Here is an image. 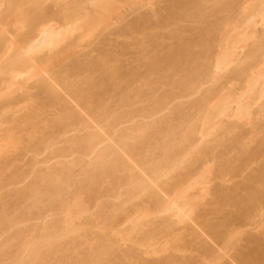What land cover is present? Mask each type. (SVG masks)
<instances>
[{"label":"bare ground","instance_id":"bare-ground-1","mask_svg":"<svg viewBox=\"0 0 264 264\" xmlns=\"http://www.w3.org/2000/svg\"><path fill=\"white\" fill-rule=\"evenodd\" d=\"M36 1L32 2L33 4L29 2L30 5L28 4V8H26L27 13L36 6ZM110 1L111 0H72L70 2V0H68V3L70 2L71 5L67 3L66 5H69V7L65 8L63 6L65 8L63 11L47 9L46 11L40 12L35 10V8V11L33 10L34 14L30 16L31 23L27 25L28 27L24 30H18L15 26L16 31H12L15 28L5 23L7 15H5L2 7H0V42L6 47V52H4L5 56H1L3 60H0V69L12 79L18 77L16 82L20 79L17 84L8 86L9 90L11 89V93L9 97H7V100L0 102V115H2V117L5 115V118H2L4 120L8 117L7 121H4L9 125L6 124V126H8L6 127L7 130H9L10 124H12L11 126L20 124V127L25 125H27V127L29 126L27 130L30 131V134L32 133V135H28L29 133L24 127L26 130L24 133L27 132V136L23 135L20 138L21 140L29 136V140L26 139L28 140L27 150H23L26 151V154H28L30 158L27 156L25 161L23 160L25 162V164H23L21 159L15 157L17 163L21 160L22 162H19L23 165H26L27 161H29L27 164L28 166L23 168L22 166L19 167L21 164L19 166L17 164L18 167H16V164H13L11 160H9L10 163L4 161V165H0V174L4 173L10 175V173H13L11 176L8 175L9 178L4 174L3 176L1 175L0 178V189L1 186L3 187L6 183H8L6 187H9L7 190L4 189L5 191L2 189L0 190V264H125V261H122L125 260L123 258H136V260L142 258V255L140 256V251H142L140 250L141 248H139L140 251H138L136 247L142 245L143 248V245L146 244V241H142L144 239L141 238L146 235L147 231V235H151L152 232L156 235V232L160 233V231L164 233V230L165 233L168 232L169 234L172 228L173 230L176 229L175 227L177 225L173 224H176L177 220V222H179L178 225L181 224V222L182 224L183 222L185 223V225L183 224L184 229L188 234L187 238L190 239L188 240L183 237L185 235L183 234L181 239L185 238V240H183L186 242L181 240L182 242H179L176 248L174 247L175 249H170L171 252H169L170 254H168L167 257L163 258L161 261L154 258L158 260L155 261L154 259H146V256H144L145 259H141V262H139L140 264H208V262L216 264L220 259L224 260V262L221 261L222 264H264V137L262 138V135H259L261 136V139H259L260 137H256V133L252 132L253 135H251V139L248 138L245 141L246 144L249 140H251L252 143L253 141L257 142L256 145L254 144L255 149L252 150L254 147L251 148L253 144L251 146L241 144L242 147L241 145L238 146V148H242V153L239 152L240 156L238 155L239 158L228 156L227 154L230 152H226L229 150V147L237 143L240 144L239 140L242 141L237 138L239 136H235L238 130L236 126L239 122L233 125V121H230V123L228 121L232 114L228 113L232 110L231 106L230 108L228 105V107L226 106L228 101L217 109L214 107V110H217L216 113L225 115V119L223 118L224 120L219 122L220 124H218V127H221L220 129L225 127L224 129L226 131L223 129L222 132H226V134H223L221 130L220 133H222L223 136H221L222 134L219 136L220 133L218 132L215 133V135L211 132L213 138L207 136L208 138L214 139L216 135L218 137L216 136L213 141L210 140L212 143L209 139L207 140L211 143L209 144L207 142L210 147L208 144H205V137L202 138L200 136L201 139H204L201 141L203 143L197 144L196 142V145H193L196 141V138H193L194 135L191 138V134L186 137L187 133H191V128L189 127H195L193 125L200 119V116L202 117V113L205 112L203 108L206 110V108L209 107L205 106L210 104V102L207 103L206 101H210V96L213 95L212 98L215 97V92L219 93L217 91L221 90V88L223 90L225 86L224 84L221 85V82L220 85L216 83V85H218L216 87L213 85L214 83L212 84L214 87L206 88L203 86H209L207 83H210L213 79L212 63L214 61H211V57L214 54L211 49L221 41L222 38H219V36L222 35L221 33H226L225 26L227 25L228 27L229 23L237 20L235 16V13H237L236 10L239 11L242 5L249 0H141L140 3H137L138 0H136V4L133 3L135 0H115L116 4L113 3V0L112 3ZM130 1L132 3H129ZM123 2H126V5H132H128L129 8H126L124 10L125 12L123 11L124 13H121L118 9ZM88 4L97 9V11H95L96 9L90 6L94 9L95 12L93 10L91 11L96 13L95 15H97L98 12L102 14L103 12L111 13L113 11H119L121 15H118L119 17L116 15V18L114 20L112 18L111 21L107 23V26H104L100 31L98 30L100 32H97L99 35L90 40L87 43V47L82 44L80 45L79 40L81 42L82 38L76 35L78 36L77 38H71L72 40L70 41L66 40L69 42L65 41L66 44L64 43V46L61 47L60 50V36L57 40L55 39V41H58L56 42L59 46V48H57L59 49L58 52L52 54L51 52H45V54H41V56L35 54V52L41 51L38 47L41 45V42L45 43L47 37L49 39V33L54 30L52 28L54 23L58 24V27L62 20L66 21L67 19L69 20L70 17L73 18V13L80 12L79 14L82 15V7L86 8V6H89ZM110 4L115 6H111ZM100 13H98V15H101ZM132 13H136V15L134 16ZM104 14L101 15L102 19L104 18ZM76 15L77 14H75V17ZM130 15L135 18L133 17L134 19H132ZM89 16V14L86 15V18H90L88 22H92ZM97 16L95 17L93 15L92 19L96 20L97 18L98 21H101V18L98 19L100 16ZM75 20L78 21L77 19ZM81 20H83V18ZM83 23L85 26L89 25H86L87 20L86 23L84 21ZM85 26H83V29ZM89 27L91 28V26ZM250 29L253 30L252 27ZM228 31L230 32V30ZM78 32H80V30H78ZM261 32L255 31L254 33L257 40L254 41L256 47H253L255 48L253 51L251 47V52L250 50L249 52L247 51L244 58H232L234 59L232 62L235 63V65L231 71L228 72L229 74H226L228 76L226 79L229 83H232V81L240 83L241 79L245 81L244 78L251 72L249 70L254 69L252 68L254 66L253 64L257 61L254 60L259 59L257 57H260L264 52V38H262V34L259 35ZM56 34L58 35V33ZM102 35H104V37H102ZM217 35L219 36L217 37ZM213 37L219 38L220 41L217 42L218 39ZM64 39H66V37L63 38V40ZM52 41H54V39ZM213 44L214 46L212 47ZM241 44H243V42ZM232 45L234 46V44ZM246 46L248 47V45ZM42 48L46 49L45 47ZM90 48H93L91 50L96 52L94 53L93 51L94 55H92V51L88 50ZM52 49H54V47ZM42 51L44 52V50ZM60 58H63V62H61L62 60ZM54 59H60V62L55 65L56 61L54 62ZM241 60L244 63L241 62ZM52 61L55 64L52 63ZM241 64L245 65V67ZM246 69H249L247 75H245L247 72ZM262 75H264V73ZM216 78L217 76L213 81H215ZM12 79L8 78L3 81L7 82L8 85V80ZM227 80L223 82H226L225 84L228 85L229 83ZM252 81L254 84L253 86L252 82H249L251 83V89L252 87L254 88V86L256 87V83H259V81ZM1 85L5 86V83L2 82ZM259 85V87H256V89L254 88V90L252 89V91L250 90V92H252L254 96L256 95L257 98L263 99L261 100L263 101L261 104H257L260 105L259 108L261 110L259 111L257 109V105L252 106V103L256 102H243L244 104H239L241 105L237 112L239 116L252 117V113L256 114V110H258L259 113H263H261V115L264 117V81ZM202 87L205 88L204 95L194 100L193 98L197 93L198 97L202 95L199 94L201 91L203 92ZM192 95H194V97ZM25 96H38L39 100L40 98L41 101L43 100L42 104L41 102H39V105L36 103L38 106L36 109V107H32V105L35 106V103H32L30 106L33 110L24 111V108L20 109L19 107H21L20 102L23 97L25 99ZM190 96L193 98H189ZM188 98L194 101L187 102L186 99ZM35 99L36 98H34L33 102H35ZM25 100H27V98ZM229 102L228 104H230ZM11 108L13 112H10ZM17 108L23 110V112L21 113ZM15 109L17 111H15ZM52 109H56V112L52 111ZM164 109L166 110L165 112H168L167 116L169 117L167 118L166 116H162L165 115L163 114L165 112H162V115L159 116V113L162 110L164 111ZM6 110L9 112L8 114ZM52 112H55L54 116ZM45 114L51 115L53 118L51 117V119H48V116L46 118L42 116ZM197 114L199 117H197ZM263 117L262 119L259 117L257 119L255 116V119L250 118L248 121L247 118H245V120L249 122L252 128L254 127L255 130L252 129L254 132H256L257 129H262L264 131ZM131 123L135 124L130 125ZM242 127L244 128L243 125ZM24 128H22V130ZM187 128L190 129L189 132H187ZM2 129L5 130V128ZM10 129L14 128L11 127ZM185 130L187 131L184 132ZM113 131L118 132L114 133ZM239 131L242 132V130ZM247 131L245 133L246 135ZM3 132L4 131L1 130L3 134H1V136H4ZM259 132L260 131H258L257 134H259ZM12 137L14 138V136ZM185 137L188 141L185 140ZM192 138L194 141L190 142L192 144L188 143L190 146H187V142ZM26 140L23 141L24 143L20 141L23 147L26 145ZM227 140L228 143L230 142L229 147H227L228 144H224V141L227 142ZM7 142L8 141H6L4 145ZM242 142H244V140ZM174 145L179 146L181 150L178 151L179 148L177 147H175V149ZM14 146L11 147L14 148ZM216 146L224 150L221 151L218 149L220 150L218 151L219 153H213L215 155L213 157L215 158L217 155L218 157L216 158L218 159V163L220 162L219 165L216 164L218 167H215L217 170L214 171L215 176L213 181L216 182L215 185L213 184L215 189L212 190H215V193L212 194H215V196H212L214 199L203 206H200L201 201H197L194 206L191 205L190 209H192V207H194V210L196 209V211L192 209L193 211L191 212H193V215L191 216L187 204L184 205L186 209L184 206L181 208L179 205V202H181L180 199L187 197V195L183 196L184 192L181 191H184V186L190 183L193 176L195 177L194 172L196 170L194 169L200 165L198 161H200V163L202 161L205 162L204 160L208 159L212 151L217 149H215ZM184 147L186 150L182 151ZM234 147L236 148L235 145ZM6 148H4V150ZM21 149L22 148H20V150ZM231 149L230 151H232ZM6 150L8 151V149ZM12 150L14 149H11V151ZM15 150H18V152L16 154L14 153L15 155L12 152L11 157L17 156L19 152H21V158H23L22 155L24 157L26 156L23 154V150L20 151L18 148ZM175 150H177V152H175ZM250 150L252 152H250ZM237 151L238 150L235 152ZM195 152H198L200 155ZM20 154L18 155L20 156ZM195 154L200 157L196 158ZM7 155L9 154L7 153ZM7 155L4 157H7ZM43 155L44 157L47 156L46 158H51L52 161L53 158L56 159V161H53L56 162L55 166L51 164L53 166L52 169L50 165L52 162L49 163L50 160L41 159ZM232 155L233 154H231V156ZM241 155L243 156L241 157ZM259 157H261V161H263H258L261 164L258 163L259 167H257L258 164L256 163ZM27 158L29 160H27ZM0 161L2 162L1 159ZM12 161H15L14 158ZM1 162L0 164H3ZM213 162L215 163L216 161ZM163 163L165 164L164 168H159L160 164L163 167ZM254 163L257 168L252 167ZM5 164L7 166H5ZM197 168L199 169L200 167ZM171 170H177L176 172L174 171L177 174L173 172L176 176L174 177L173 175V179L171 178V181H168L173 188L171 185H168V179H166L165 183L161 181L164 176V178H166V176L168 178L170 177L167 173ZM212 170H214V168ZM245 170L246 174L245 172L243 173ZM248 171L250 172L247 174ZM27 175L31 178L29 183L21 182L22 184H18V187L17 185L15 186L17 180L20 182L21 179L19 180V178L25 176V179ZM228 175L229 178L232 176L230 180L233 178L232 181L229 180L232 186L230 184L229 186L227 183L229 179H227ZM28 177L26 179H28ZM109 178L111 181L112 179L119 180L118 182L123 183L121 184L122 187L126 186L128 188L125 189L127 191L125 194H128L127 197L130 195L128 199L124 197L122 200H125L121 202L115 201L118 200V198L120 200L121 196L124 194L122 192L120 194V190H117L116 193H119L121 196L116 194L118 198L114 196L113 203H107V205H105L107 195L109 198V196L111 197L109 193L115 194V190L112 191V188L110 189L112 193L108 192V190L103 191V186L109 187V185H106L108 182L107 179L109 180ZM194 181L196 180L193 179L191 184ZM196 183H198V181H196ZM23 184L25 187H22L24 186ZM128 184L131 186L128 187ZM193 184L195 185V183ZM19 185L23 189H19ZM113 185H115V182ZM131 187H135L134 190L136 189V191ZM131 189L134 193L130 191ZM177 189L180 191L177 192L176 197L173 196L175 199L172 200L171 193H173L174 190L177 191ZM101 194L104 195L102 198H104L105 202L103 199L101 200V198H99L94 202L93 207V200L96 199L95 197L98 198V195L100 196ZM81 195H86L87 199H93L92 203L86 200L88 201L86 204H89V202L91 204V206L87 205L89 208L85 207V209H81L80 206H84V204L80 205V201H85L83 199L79 200L80 198L77 197H81ZM113 198L111 200H113ZM133 198H136V201L138 198V201L142 199L138 203L144 202L143 206L145 207L143 209H145L146 212L144 211L143 214L141 213L142 215H140V217H136V213L134 215L135 217H133V214L132 217L128 216L127 210H129V208L126 205L130 202V206L132 207ZM73 200L74 203L76 202L74 204L75 207L80 205L78 209L74 206L72 207ZM191 200L189 201L191 202ZM77 201L80 204L77 203ZM149 203H152L154 210L150 209L151 207L149 206V210L146 209V205H149ZM124 206L128 209L125 210L126 208ZM176 209H180L177 214L174 215L171 213L176 217L175 220L164 217L166 216L164 215L163 217L166 219L164 221L161 219L164 224L157 225V227L160 226L159 229L161 227L164 229L158 230L155 224L156 214H158V212H161V215L167 214L168 212V214H170V212ZM79 210H83V214L82 212L79 214ZM132 210H134V208ZM154 211H157V213L154 214ZM128 212L130 215L131 211ZM149 213L151 214L148 215ZM168 214L167 216H169ZM82 215L85 216L84 219ZM152 215L155 217H151ZM146 216L154 218H150L151 220L147 218L149 222L152 221L150 224L147 222L150 228L152 227L151 233H149L150 230H148V225L144 224L146 222H144L143 218H146ZM158 216L161 217L160 215ZM120 217L123 218L122 220L132 224L130 229L133 230V233L131 232L133 237H135L134 233H136L137 238L141 236V238H135L137 241L132 240L134 242H130L133 243L132 246L124 250H120V248H124V246L120 247V244H118L120 246L119 249H117L118 245L116 246V244L119 242L118 238L117 240L114 239L116 242L118 241L114 244L115 241L112 238L111 240L114 241L113 243L106 242V239L109 237L106 233L104 234L101 232L104 238H106L105 240H101V237L104 239L103 235L99 237L101 230L105 232L101 227L110 223L107 221H113ZM76 218H81L82 221ZM140 219L143 220L144 226L147 225L148 228L144 227V229H142L143 224L139 223V221H141ZM147 219L145 220L147 221ZM76 220L80 222L78 225H76L78 223ZM94 220L95 222L98 220V227L100 226L99 224L102 225L100 228L97 227L98 231L95 230L94 224L97 223L93 222ZM161 221L158 220L159 223ZM169 222L174 223L170 224ZM254 225L255 227H252ZM125 226L126 225L122 226V228ZM145 228L147 231H145ZM252 228L256 229L252 230ZM118 229H120L121 232V228L119 227ZM234 230H238L240 235L236 234L238 232ZM111 231L115 233V231ZM123 232L119 233L118 231L115 235L112 234L114 236L118 235L119 237ZM112 234H110V236ZM126 234L127 233H125V235ZM113 235L112 237H114ZM130 235L131 234H129V236ZM146 236L144 238L147 239ZM120 238H123V235ZM152 238L155 237L153 236ZM178 238L179 237H176L175 239L179 241ZM108 239L107 241L109 242L110 239ZM125 239V242L129 240L127 235ZM237 241L239 243H237ZM174 242L176 244V241ZM174 242L171 241L172 245H170L172 247L174 246ZM191 242L196 246L195 250L194 246L192 250L195 252L196 249L199 248L200 252H202V257L197 252L195 254H198V256L195 255L191 251V248L188 249V246H185L186 243L192 246L193 244ZM180 243L185 244L181 245ZM149 247L151 249V245ZM199 249H197V251ZM186 251L187 254L185 255ZM145 252L146 251L143 250V253ZM71 253L75 255H71L70 258L69 255ZM188 253L191 254L188 255ZM149 254H147V257L152 253ZM153 255L154 254H152V256ZM207 257L209 258L207 259Z\"/></svg>","mask_w":264,"mask_h":264},{"label":"rangeland","instance_id":"rangeland-1","mask_svg":"<svg viewBox=\"0 0 264 264\" xmlns=\"http://www.w3.org/2000/svg\"><path fill=\"white\" fill-rule=\"evenodd\" d=\"M36 0H0V7H2V10L4 11V13H5V15H7L6 16V19H5V23H7V25H10V26H13L14 28H15V26H16V28L18 29V30H24V29H26L28 26L27 25H29L30 23H31V19H30V16L32 15V14H34V11L35 10H38V11H46L47 9H56L55 11H63V9L65 10V8H67V7H69V5H66L67 3H68V0H37L36 1V6H34L33 7V9L30 11V12H28L27 13V9L26 8H28L27 6H28V4L30 5V3L29 2H35ZM72 0H70V2H71ZM114 1V2H113ZM111 0L110 2L112 3H114V4H116L115 3V0ZM124 1V0H123ZM129 1V0H128ZM128 1H126V2H128ZM144 1V0H143ZM63 2H64V4H63ZM70 2L68 3V4H70ZM125 2V3H126ZM141 2V0H138L137 1V3H140ZM124 2H123V4L121 5V7H119V11H121V13H124L125 11V9L127 8H129L128 7V5L130 6V5H132V4H128V5H126ZM129 3H132L131 1L129 2ZM133 3H135L136 4V0H135V2L133 1ZM33 4V3H32ZM31 4V5H32ZM60 5H62V6H60ZM71 5V4H70ZM89 6H86V8H84V7H82V9H81V13H82V15L81 14H79V13H73V18L72 17H70L69 18V20L67 19L66 21H64V20H62V22H61V24H59V26L57 27V25L58 24H55L54 23V25H53V29L55 30H52L51 31V33H49V39H48V37H47V39H45V43H42L41 42V45H39L38 47L41 49V51L42 50H44V52L42 51H40V52H35V54H37V55H40L41 56V54L43 55V54H45V52H47V53H50L51 52V54L52 53H55V52H58L59 51V49L61 50V47H63L64 46V43L66 44V42H69L70 40H72L73 38H77L78 36L80 37V38H82L81 39V42H80V40H79V43H80V45L82 44L83 46H86L87 47V43L90 41V40H92L93 38H96L99 34L98 33H100L99 31L100 30H102L103 29V27L104 26H107V23L108 22H110L111 21V19L113 18V20L116 18V15L118 16V15H121L120 14V12L119 11H113V12H111V13H107V12H103L102 14H104V18L102 19V17H101V13L100 12H98V13H100L101 15H98V13H97V15L98 16H100V17H98L97 15H95L96 13H94L95 11H97V9L96 8H94L92 5H90V4H88ZM111 5V4H110ZM134 5V4H133ZM58 8H57V7ZM65 8H64V7ZM90 6H92L94 9H96L95 11H94V9H92V7H90ZM111 6H115V5H111ZM36 8V9H35ZM91 8V9H90ZM35 9V10H34ZM90 9V10H89ZM121 9V10H120ZM34 10V11H33ZM91 10H93V11H91ZM51 11V10H50ZM86 11V12H85ZM124 11V12H123ZM142 11H145V10H142ZM236 12L237 13H235L236 15V18H237V20L236 21H232L231 23H229V25H228V27H227V25L225 26L226 27V33H221L222 35H217V37L219 36V38L221 39V41H220V39L219 38H217V37H213V38H215V39H218L217 40V42L218 41H220V42H214L216 45L214 46V44L212 45V47H213V49H211L212 51H213V54L214 55H212V53H211V55H212V59H211V61H214L213 63H212V72H213V79H215V77L217 76V78H216V80L215 81H213V79L210 81V83H211V86H210V83L208 82L207 84H209V86L208 85H203L204 87H206V88H208V87H212L213 85L216 87V86H218V85H216V83L217 84H221V85H225L224 87H223V90H222V88H221V90H219V91H217V92H219V93H216L215 92V97H213L212 98V96H210L211 98H209L210 99V101H206L207 103L208 102H210V104H208V105H205L206 107L207 106H209V107H205L206 108V110L203 108V110L205 111V112H203L202 113V117L200 116V119L198 120V121H196V123L193 125V126H195V127H193L192 128V126H190L189 128H191V130L189 129V128H187L188 129V131L187 130H185L184 132H189V130L191 131V133H187V136L186 137H188V136H190V134H191V136H190V138L194 135V139L196 140L195 141V143H193V145H196V142H197V144L199 143V144H201V143H203V142H201V141H203L204 139V142H206L205 144H211L212 142L210 141V140H214L215 138H216V136H214V139H210V138H208V137H212L213 138V135H215V133H220V130H221V132H222V130L225 128V127H222V129H220L221 127H218L219 125L218 124H220L219 122L221 121V120H224L225 119V115L224 114H219V113H216V111L217 110H214L215 108L217 109V108H219L220 106H222L223 104H225V102H229L230 104H228V102L226 103V106L228 105L229 106V108H230V106H231V112H228V113H232L230 116V120H228L229 121V123H230V121H233L232 123H233V125L235 124V123H237V122H239V123H237V126H236V129H238L237 131H236V134H235V136L237 137V136H239V137H237V138H239V139H241L242 141L244 140V142H242V141H240L239 140V142H240V144L239 143H237V144H234L235 146H236V148L234 147V145L232 146L231 145V147H229V143H228V140H227V142L226 141H224L225 143L224 144H228V146L227 147H229V150L226 152V153H228V152H230L231 154H233L232 156H231V154L230 153H228L227 155L228 156H230V157H238V155L240 156V153H242V148L240 149V148H238V146H240L241 144L243 145H245L246 144V141L245 140H247L248 138H250L251 137V135H253L252 134V132L253 133H256L255 134V136L256 137H260L259 139H261V136H259V135H262V138L264 137V131L262 130V129H257V131L256 132H254L253 130H255L254 129V127L252 128V126L249 124V122H247V120L249 121V119L250 118H253V119H255V116H256V118L258 119V117L259 118H261L262 119V115H261V113L262 112H258V110L260 111L261 109L259 108V106L260 105H257L258 103H262L263 101H261V100H263V99H261V98H257V96L255 97L254 96V94H252V92H250V90L252 91V89L254 90V88L256 89V87H259L260 85L259 84H261L263 81H264V75H262L263 73H264V52L260 55V57H257V58H259V59H255L254 61H260L259 63L256 61V62H254V66L252 67V68H254V69H252V70H249V69H246V74L245 75H247L248 74V72L249 71H251L250 72V74H248L247 75V77L246 78H244L245 79V81H243L242 79L240 80L241 82L240 83H236V82H234V81H232V83L230 82L229 83V81L226 79V77L228 78V72L229 71H231V69L233 68V66L235 65V63H233L232 62V60H234V59H232V58H244L245 56H246V54H247V51L249 52V50H250V52H251V47H252V51L255 49V48H253V47H256L255 45H254V41L255 40H257L256 39V37H255V31L256 32H258V31H262L261 33H259V35L260 34H262V38H264V0H249L248 2H246L245 4H243L242 5V7L239 9V11H237L236 10ZM239 12V13H238ZM65 13H67V12H65ZM113 13V14H112ZM142 13V12H141ZM75 14H79V15H81V16H77L76 15V17H75ZM90 15L89 17H91V21L92 22H88V21H90L89 19L90 18H86V15ZM91 14H92V16L94 15L95 17L97 16L98 17V19L99 18H101L102 20L100 21H98L97 20V18H96V20L95 19H92V16H91ZM107 14H109V15H107ZM132 14H134V13H132ZM136 15V13L134 14V16ZM113 16V17H112ZM115 16V17H114ZM131 16V18L132 19H134L133 17H132V15H130ZM129 16V17H130ZM79 17V18H78ZM86 19H85V18ZM119 17V16H118ZM128 17V18H129ZM248 17H250V18H248ZM83 18V20H81ZM107 18V19H106ZM127 18V19H128ZM247 18V19H246ZM74 19V20H73ZM75 19H77L78 21H76ZM117 19H119V18H117ZM130 19V18H129ZM249 19V20H248ZM82 22H81V21ZM86 20H87V23H86ZM248 20V21H247ZM64 21V22H63ZM83 21L86 23V25L87 24H89V25H87V26H85V24L83 23ZM96 21V22H95ZM98 21V22H97ZM103 21V22H102ZM107 21V22H106ZM247 21V22H246ZM59 22V23H60ZM65 22H66V24H65ZM234 22V23H233ZM72 23V24H71ZM92 23V24H91ZM98 23V24H97ZM101 23H102V26H101ZM69 24V25H68ZM97 24V25H96ZM248 25V26H247ZM5 26H6V24H5ZM26 26V27H25ZM75 27V29H74V27ZM83 26H85L84 27V29H83ZM89 26H91V28L89 27ZM100 26H101V28H100ZM230 26H232V27H230ZM247 26V27H246ZM7 27H9V26H7ZM55 27V28H54ZM61 27H64V28H61ZM89 27V28H88ZM95 27H97V28H95ZM244 27V28H243ZM252 27V29L253 30H251L250 28ZM16 28L14 29V30H12V31H16ZM58 28H60V29H58ZM80 30V32H78V30ZM240 28V29H239ZM255 28V29H254ZM263 28V29H262ZM9 29H11L10 27H9ZM87 29H88V31H87ZM85 30V31H84ZM99 30V31H98ZM228 30H230V32L228 31ZM67 31H68V33H67ZM83 31V32H82ZM223 31V32H224ZM244 31V32H243ZM86 34H85V33ZM88 32V33H87ZM98 32V33H97ZM56 33H58V35L56 34ZM51 34V35H50ZM56 34V35H55ZM67 34H68V37H67ZM96 34V35H95ZM55 37H54V36ZM74 35V36H73ZM76 35H78V36H76ZM81 35V36H80ZM105 35V34H104ZM104 35H102V37H104ZM233 35H234V37H233ZM61 36V37H60ZM96 36V37H95ZM216 36V35H215ZM222 36V37H221ZM227 36V37H226ZM52 37H54V38H52ZM60 37V44H59V46H60V48H59V46H58V44L56 43V42H58V41H55V39L57 40L58 38ZM66 37V39H64L63 40V38H65ZM224 37V38H223ZM237 37H238V39H237ZM68 38V39H67ZM72 38V39H71ZM232 38V39H231ZM261 38V39H262ZM54 39V41H52ZM85 39V40H84ZM228 39V40H227ZM237 39V40H236ZM66 40H69V41H66ZM223 40H224V42H223ZM234 40V41H233ZM244 40H246V41H244ZM264 40V39H263ZM64 41V42H63ZM66 41V42H65ZM239 41V42H238ZM54 42V43H53ZM243 42V44H241V43ZM246 42V43H245ZM63 45H62V44ZM224 45H223V44ZM57 45V47H56V45ZM85 44V45H84ZM230 44V45H229ZM232 44H234V46L232 45ZM248 45V47L246 46V45ZM94 45V44H93ZM228 45V46H227ZM225 46V47H224ZM227 46V47H226ZM231 46V47H230ZM42 47H45L46 49H43ZM54 47V49H52ZM56 47V48H55ZM91 47H93V46H91ZM6 47H4V44H2V42H0V60H3V58H1V56H5V54H4V52H6V49H5ZM38 48V49H39ZM57 48H59V49H57ZM228 48V49H227ZM249 48V49H248ZM39 49V50H40ZM56 49V50H55ZM91 49H93V48H90V49H88L89 51H92ZM197 49V48H196ZM217 49V50H216ZM244 49H247V50H244ZM53 51V52H52ZM94 51V50H93ZM93 51H92V53H93ZM211 51V52H212ZM215 52V53H214ZM233 53V54H231V53ZM46 53V54H47ZM91 53V54H92ZM94 53H96L95 51H94ZM94 53L92 54V55H94ZM226 53V54H225ZM242 53V54H241ZM34 54V55H35ZM217 54V55H216ZM220 55V56H219ZM225 55V56H224ZM238 55V56H237ZM223 56V57H222ZM58 59V58H57ZM62 61L61 62H63V58H60ZM59 59V60H60ZM214 59V60H213ZM59 60H55L54 59V62L56 63H54L53 61H52V63H54L55 65H57L58 64V62H60ZM1 62H3V61H1ZM241 62H243L242 60H241ZM222 63V64H221ZM244 63V62H243ZM256 63V64H255ZM217 64V65H216ZM220 64V65H219ZM238 64H239V62H238ZM258 64V65H257ZM241 65H243V64H241ZM240 65V66H241ZM247 65V64H246ZM244 67H245V65H243ZM242 67V66H241ZM0 68H1V66H0ZM256 69V70H255ZM215 70V71H214ZM249 70V71H248ZM225 72V73H224ZM255 72V73H254ZM219 73V74H218ZM227 74V75H226ZM6 73L4 74V72L3 71H1V69H0V79H2V80H0V102H3V101H5V100H7V97H9V95H10V93H11V89L9 90V88H8V86L9 85H15V84H17L18 82H19V80L16 82V80H17V78H15V79H12V78H10L8 75H6ZM216 75V76H215ZM225 76V77H224ZM7 77V78H6ZM225 79H224V78ZM249 77V78H248ZM4 78V79H3ZM12 79V80H8L9 81V83H8V85H7V82H4L3 80H5V79ZM23 79V78H22ZM25 79V78H24ZM224 79V80H223ZM246 79H247V81H246ZM225 80H227L228 81V85L227 84H225L226 82H223V81H225ZM252 80H254L255 82L256 81H259V83L257 84H255L256 85V87L254 86V88L252 87V89H251V83H249V82H252V86L254 85L253 84V81ZM213 81V82H212ZM261 81V82H260ZM5 83V86L4 85H1V83ZM221 82V83H220ZM11 83V84H10ZM214 83V84H213ZM235 83H236V85H235ZM213 84V85H212ZM239 84V85H238ZM7 85V86H6ZM27 85V84H26ZM259 85V86H258ZM213 86V87H214ZM8 88V90H7V88ZM226 87V88H225ZM3 88V89H2ZM203 88V87H202ZM225 88V89H224ZM250 88V89H249ZM202 90V89H201ZM204 91H205V88H203V92L201 91L199 94L201 95V96H197L198 95V93L195 95V97H194V95H192V96H190L189 98H193L194 100H196V99H199V98H201L203 95H204ZM225 91V92H224ZM30 93V92H29ZM218 94V95H217ZM38 95V94H37ZM5 97V98H4ZM39 97H40V95H39ZM39 97L37 96V97H26L25 96V99L27 98V100H25L24 99V97H23V99H22V101L20 102L21 104V107H19L20 109L22 108H24L23 110L25 111V110H27V111H31V109L33 110V108H35L36 107V109L38 108V106L36 105V103H38V105H39V102H41V104H42V101H41V98H40V100H39ZM254 97V98H253ZM29 98H33L32 100L31 99H29ZM34 98H38L37 99V101H36V99H35V102H33L34 101ZM186 99V101L187 102H191V101H194V100H190V99ZM191 98V99H192ZM30 101H29V100ZM208 99V98H207ZM223 99V100H222ZM244 99V100H243ZM252 99V100H251ZM242 100V101H241ZM246 100V101H245ZM248 100V101H247ZM251 101L252 102H256V103H252V106L254 105V106H256L257 105V109L258 110H256V112L259 114H253L252 113V117H249V119H248V117L247 116H239V114L237 113L238 112V110L240 109L239 107H241V105H242V103L244 102V103H251ZM32 103L34 104L35 103V106L34 105H32ZM243 103V104H244ZM40 104V105H41ZM239 104H241V105H239ZM20 105H18V106H20ZM30 105H32V107L33 108H31V106ZM251 105V104H250ZM218 106V107H217ZM227 106V107H228ZM215 107V108H214ZM19 108H17V110H19ZM239 108V109H238ZM254 108H256V107H254ZM35 109V110H36ZM166 109V108H165ZM164 109V111L162 110L160 113H159V116L160 115H162L161 113L162 112H165L166 110ZM253 109V108H252ZM16 109H15V111H17ZM23 110H19V111H21V113L23 112ZM202 110V111H203ZM253 110H255V109H253ZM7 111V110H6ZM26 111V112H27ZM52 111H55L56 112V109H52ZM201 111V112H202ZM10 112H13V110H12V108H11V110H10ZM55 112H52V113H54V114H52L53 116L55 115ZM213 112H215V113H213ZM254 112V111H253ZM9 112L7 111V114H8ZM20 113V114H21ZM200 113V112H199ZM198 113V114H199ZM240 113V112H239ZM255 113V112H254ZM163 114H165V115H162V116H166V118L167 117H169V116H167V114H168V112H165V113H163ZM198 114H197V117H199L198 116ZM263 114V113H262ZM22 115V114H21ZM199 115H201V114H199ZM233 115V116H232ZM254 115V116H253ZM257 115H258V117H257ZM261 115V116H260ZM1 117H0V159L2 160V162L1 163H3V164H0L1 166L2 165H4V161H6L7 163H10V161L9 160H11V162L13 163V164H16V167H18L20 164V166L19 167H27L28 165V163H29V161H27V164L26 165H23V164H25V159H26V157L28 156V154H26V151L25 150H27L26 149V147H27V141L29 140L28 139V137L27 138H25V139H21L20 140V138L24 135V136H27V132L29 133L30 131L29 130H27V128L29 127H27V125H25V126H22V127H20V124H14V125H16V126H18V127H16V126H11L12 124H10V122H9V124H10V128L11 127H13L14 129H10V128H8L9 130H7V128L6 127H8L9 125H8V123H5L4 121L6 120L7 121V119H8V117H6L7 119H2V118H5V115H3V117H2V115H0ZM42 116H44L45 118L47 117L48 119L50 118L51 119V117L53 118V116H51V115H42ZM164 118V117H163ZM166 118H164V119H166ZM224 118V119H223ZM243 118V119H242ZM245 118H247V120H245ZM264 118V117H263ZM227 119V118H226ZM43 120V119H42ZM245 120V121H244ZM4 122V123H3ZM198 122V123H197ZM241 122H243V123H241ZM245 122V123H244ZM231 123V124H232ZM247 123V124H246ZM6 124L8 125V126H6ZM133 123H131L130 125H132ZM135 124V123H134ZM133 124V125H134ZM244 126V128L242 127V125ZM249 125V126H248ZM241 128H240V127ZM15 127H16V129H15ZM20 127V128H19ZM26 128V130H27V132L26 133H24V131H26L25 130V128ZM240 129H239V128ZM2 128H5V130L4 129H2ZM20 130H19V129ZM22 128H24L23 130H22ZM198 128V129H197ZM247 128V129H246ZM250 128V129H249ZM29 129V128H28ZM235 129V130H236ZM244 129V130H243ZM253 129V130H252ZM1 130H3L4 132V136L6 137H4V136H1ZM22 130V131H21ZM193 130V131H192ZM197 132H196V131ZM217 130V131H216ZM239 130H242V132H240ZM247 130H249V131H247ZM251 130V131H250ZM8 131V132H7ZM224 131H226L225 129H224ZM244 131V132H243ZM246 131H247V135L245 134L246 133ZM258 131H260L259 132V134H257V132ZM114 132V131H113ZM118 131H116V132H114V133H117ZM195 134H194V133ZM211 132L212 133H214L213 135L211 134ZM235 132V131H234ZM240 132V133H239ZM120 133V132H119ZM223 134H226V132H222ZM222 133H220L219 134V136L222 134ZM242 133V134H241ZM244 133V134H243ZM251 133V134H250ZM12 135V136H14V138L12 137V136H10V135ZM197 134V135H196ZM208 134V135H207ZM211 134V135H210ZM223 134L221 135V136H223ZM233 134V135H234ZM238 134V135H237ZM240 134H241V136H240ZM3 135V134H2ZM19 135V136H18ZM28 135H32V133L30 134H28ZM186 135V134H185ZM232 135V134H231ZM246 135V136H245ZM7 136H10V137H7ZM16 136V137H15ZM202 138H204V139H201V137ZM208 136V137H207ZM247 136H249V137H247ZM186 137H185V140H186ZM197 137H198V139H200V140H198L197 139ZM207 137V138H206ZM218 137V136H217ZM231 137V136H230ZM242 137V138H241ZM244 137V138H243ZM2 138V139H1ZM19 138V139H18ZM189 138V139H190ZM191 139L189 142H187V146H190L189 144H192V143H190V142H192V141H194V139ZM236 138V139H237ZM10 141H12V142H10ZM13 139V140H12ZM26 139H28V140H26ZM188 139V138H187ZM209 139V141L211 142H209V141H207ZM251 139V138H250ZM258 139V138H257ZM3 140V141H2ZM19 140V141H18ZM24 140H26L25 142V146L23 147L22 145L23 144H21V142L22 143H24L23 141ZM139 140V139H138ZM198 140V141H197ZM6 141H8L5 145H4V143L6 142ZM21 141V142H20ZM140 141V140H139ZM184 141V140H183ZM186 141H188V140H186ZM185 141V142H186ZM180 142H182V141H180ZM208 142V143H207ZM249 142H251V140H249ZM249 142H247V144L246 145H248V146H251L252 144V146H251V148H253L255 145H256V143L257 142H255V141H253V143L251 142V143H249ZM189 143V144H188ZM21 144V145H20ZM209 144H208V146H209ZM232 144V143H231ZM255 144V145H254ZM7 145V146H6ZM16 147H15V146ZM242 145H241V147H242ZM3 146V147H2ZM5 146V147H4ZM14 146V148H12V147ZM22 146V147H21ZM184 146V145H183ZM212 146V145H211ZM7 147V148H6ZM173 147V146H172ZM175 147H177V148H179L178 149V151H180L181 150V148L179 147V146H175L174 145V148ZM182 147V146H181ZM186 147V146H185ZM185 147L184 148H182L183 150L182 151H184V150H186L185 149ZM210 147V146H209ZM225 147V146H224ZM233 147V148H232ZM4 148H6V149H8V151L5 149L4 150ZM14 149V150H12L11 151V149ZM16 148H18L19 150H20V148H22L20 151H22L23 149H25V150H23V154H25L26 156L24 157L23 155H22V157L23 158H21V152H19L18 154H20V156L17 154V156H12L11 157V153L13 152V154L15 153H17L18 152V150L16 151L15 149ZM186 148H188V147H186ZM213 148V147H212ZM217 148V149H216ZM232 148V149H231ZM235 148V149H234ZM238 148V149H237ZM250 148V149H251ZM1 149H2V151H1ZM176 149V148H175ZM215 149L217 150H214V151H212V153H211V155L214 153V152H218V151H220L221 150V148L219 147L218 148V146H216L215 147ZM218 149H220V150H218ZM230 149L232 150V151H230ZM234 149V150H233ZM255 149V147L252 149V150H254ZM9 150H10V153H9ZM222 150H224L223 148H222ZM221 150V151H222ZM236 150H238L237 152H235ZM248 150H249V148H248ZM247 150V151H248ZM7 151V152H6ZM175 152H177V150H175ZM240 152V153H239ZM250 152H252L251 150H250ZM7 153L10 155H7ZM196 153V152H195ZM219 153V152H218ZM234 153H235V155H234ZM237 153H239V154H237ZM14 154V155H15ZM196 154H199L198 152L196 153ZM196 154H195V156H196ZM7 155V157H4V156H6ZM200 155V154H199ZM211 155L210 156H208V159H205L204 161L205 162H203V165H202V162L200 163V161H198V163L200 164L199 166H197V167H200L199 169L197 168V167H195V169L194 170H196L195 172H194V175H195V177L193 176L192 178L193 179H195L196 181H198V183H196V181H194L193 183H195V185L192 183L191 184V182H192V180L193 179H191V181H190V185L188 186H184V188H183V190L184 191H181V192H184L183 193V196L185 195H187V197H184V198H181L180 199V201L181 202H179L180 204V207L182 208L185 204H187V208H189V210H190V212L191 211H193L194 210V207H192V209H190V207H191V205H193L194 206V204L195 203H197V201L198 202H200V206H203L204 204H208L212 199H214V197H212V196H215V194L214 195H212L213 193H215L214 191H212L213 189H215V184H216V182L215 181H213V178H214V176H215V172L214 171H216L217 169H215V167L217 168L218 166H216V164H220V162L218 163V159L216 158V157H218L217 155H216V159L213 157V156H215L214 154L212 155V157H211ZM19 156V157H18ZM243 155H241V157H242ZM9 157H10V159H9ZM15 157H17V159H21L22 161H23V164L21 163L22 161L21 160H19V161H21V162H19L18 161V163H17V161H16V159H15ZM29 157V156H28ZM42 157V156H41ZM43 157H44V155H43ZM41 158V159H48V161H49V163L50 162H52V163H50V165L51 164H53V166H55V163L56 162H53V161H56V159H54L53 158V161H52V159L50 158L49 159V157L48 158H46V157H44V158ZM197 157H200V156H196V158ZM14 158V162L12 161V159ZM30 158V157H29ZM212 158V159H211ZM239 158V157H238ZM214 159V160H213ZM27 160H29L28 158H27ZM69 160V159H68ZM211 160V161H210ZM222 160V159H221ZM209 161V162H208ZM213 161H216L215 163L213 162ZM220 161V160H219ZM258 161H261V157H259L258 158V160H257V163H256V161H255V163L256 164H258V163H260V162H258ZM263 161V160H262ZM261 161V162H262ZM5 162V163H6ZM141 162V161H140ZM6 163V164H7ZM48 163V162H47ZM48 163V164H49ZM142 163H144V162H142ZM254 163V165L252 166L253 168H257V167H259V164L257 165V167L255 166L256 164ZM5 164V166H7ZM17 164H18V166H17ZM261 164V163H260ZM49 165V166H50ZM144 165V164H143ZM1 166H0V168H1ZM53 166L51 165V169L53 168ZM160 166V167H159ZM158 167L159 168H164V166H165V164L163 163V167L161 166V164L159 165ZM214 166V167H213ZM212 167V168H211ZM203 168V169H202ZM214 168V170H212ZM201 169V170H200ZM212 170V171H211ZM175 171V170H174ZM173 170H171V171H169L167 174H168V176L170 175V177L168 178L167 176H166V178H164V177H162L163 179H161V181H163L164 183L166 182V179H168L167 180V183H169L171 180V178L173 177V175H174V177L176 176L175 174H177V173H175ZM202 171V172H201ZM208 171H211V172H213V173H211V172H208ZM8 172V171H7ZM6 172V173H7ZM175 174H174V173ZM245 172V174H246V170L245 171H243V173ZM250 171H248L247 172V174L249 173ZM173 173V174H172ZM212 175H211V174ZM4 174V173H3ZM3 174H0V178H1V175L3 176ZM11 174H13V173H10V175L9 176H11ZM166 174V175H167ZM172 174V175H171ZM198 174V175H197ZM214 174V175H213ZM4 175H7V174H4ZM7 175V177L9 178V176ZM231 175V174H230ZM244 175V174H243ZM5 177V176H4ZM23 177V176H22ZM22 177L21 178H19V180H20V182L18 181H16V183L17 184H15V186L17 185V187H18V184H20L21 182L23 183H29V181H31V178H29L28 177V175H27V177H28V179H26V181H25V179H24V177H23V179H22ZM205 179H204V178ZM232 176H230V178H231ZM245 177H246V175H245ZM6 178V177H5ZM205 180H203V179ZM229 178V175H228V177H227V179ZM230 178L228 179V185L230 184L229 182L230 181H232L233 180V178H232V180H230ZM7 179V178H6ZM30 179V180H29ZM173 179V178H172ZM175 179V178H174ZM113 180H114V182H115V185H113L114 184V182H113ZM170 180V181H169ZM199 180H201V181H199ZM230 180V181H229ZM107 184H106V182H105V184L106 185H109V187L107 186V187H105V186H103L102 188H103V191H107L108 190V192H111V190L113 191V190H115L114 191V195H113V193L112 194H110L109 193V195H111V197L109 196V198H108V195H107V197H106V203H105V205H107V203H113V201H114V196H116V194H119V193H116V191L117 190H120V194H121V192L122 193H124L125 194V192H127L125 189H128L126 186V188L125 187H122V185L121 184H123V183H120V182H118L117 181V179H112V181H111V179L109 178V180L107 179ZM169 181V182H168ZM173 181V180H172ZM110 182V183H109ZM213 182H215V183H213ZM234 182V181H233ZM21 183V184H22ZM120 183V184H119ZM232 183V182H231ZM7 184L8 183H6L3 187L1 186V189L3 190V191H5V190H7V189H9V187L7 188L6 186H7ZM113 185L112 187H110L111 185ZM131 184V183H130ZM214 184V185H213ZM24 185V184H23ZM122 187H120V186ZM125 185V184H124ZM169 186L171 185V183H169L168 184ZM191 185H193V186H191ZM231 185V184H230ZM229 185V186H230ZM116 186V187H115ZM131 185H129L128 184V187H130ZM133 186V185H132ZM232 186V185H231ZM22 187H25V185L24 186H22ZM171 187L173 188V186L171 185ZM21 187H20V185H19V189H20ZM112 188V189H111ZM114 188V189H113ZM118 188H120V189H118ZM132 188V187H131ZM135 188V187H134ZM134 188H132L133 190H134ZM0 189V190H1ZM5 189V190H4ZM21 189H23V188H21ZM104 189H106V190H104ZM111 189V190H110ZM121 189H122V191H121ZM130 189V188H129ZM130 190V191H133V190ZM110 190V191H109ZM102 191V190H101ZM134 191H136V189L134 190ZM134 191H133V193H134ZM171 191V190H170ZM173 191V190H172ZM178 191H180V190H178L177 189V191H173V193H171L172 195H171V199L173 200V199H175V198H173V196L174 197H176V194H177V192ZM185 191H186V193H185ZM189 191V192H188ZM211 191V192H210ZM119 192V191H118ZM128 192H129V190H128ZM188 192V193H187ZM192 192H193V194H192ZM199 192V193H198ZM132 193V192H131ZM136 193V192H135ZM119 194V195H120ZM123 194V196H121V198H120V200H119V198H118V200H115V201H117V202H121V201H123V200H125L126 198L128 199V197L130 196H128L127 197V195L128 194H125L124 195ZM130 194V193H129ZM190 194V195H189ZM197 194V195H196ZM200 194V195H199ZM118 195V196H119ZM205 195V196H204ZM119 196V197H120ZM182 196V197H183ZM77 197L78 198H80L79 200H85V201H80V203L78 202L79 200L77 199ZM76 197V199L78 200L77 201V203H79L80 205H82V204H84V206H80V205H78L77 207H75L74 206V204L76 203H74V200H73V202H72V207L74 206L76 209H78V207L80 206L81 207V209L82 208H84L85 209V207L86 208H89V206H91V204H90V202H89V204H86V203H88V201H86V200H89V201H91V203H92V198H91V200H90V198H88L87 199V197H86V195H81V197L80 196H77ZM86 197V198H85ZM102 197H104V195H98V198L97 197H95L96 199L95 200H93V207H94V202L97 200V199H99V198H101V200L103 199L104 200V198H102ZM125 197V199H123L122 200V198H124ZM108 198V199H107ZM113 198V200H111ZM116 198V199H117ZM194 198H196V199H194ZM132 199V198H131ZM139 199V198H138ZM138 199H137V201H136V198L134 199L133 198V204H131L132 205V207L130 206V202H129V204L128 205H126L128 208H129V210H127L128 208H126V206H124L126 209L125 210H127V213H128V216H131L132 217V214H133V217H135L134 215H135V213H136V217H140V215H142L143 214V212L145 211V209H143L145 206H143L144 205V202L142 203H138V202H140L142 199H140V201H138ZM145 199V198H144ZM143 199V200H144ZM192 199V200H191ZM110 201V202H108V201ZM187 200V201H186ZM189 200H191V202L189 201ZM206 200V201H205ZM76 201V200H75ZM136 201V202H135ZM103 202V201H102ZM104 202H105V200H104ZM131 202V203H132ZM186 202V203H185ZM182 203V204H181ZM193 203V204H192ZM135 204H137V205H135ZM138 204H140V205H138ZM141 204H142V209H141ZM151 204V205H150ZM202 204V205H201ZM86 205V206H85ZM87 205H89V206H87ZM109 205V204H108ZM146 205V204H145ZM182 205V206H181ZM198 205H199V203H198ZM134 206V207H133ZM148 206L149 207H151L150 209H153L154 210V207H152V203H149V205H146V209L147 210H149V208H148ZM137 207V208H136ZM185 207V206H184ZM74 208V209H75ZM91 208V207H90ZM134 208V210H132ZM75 209V210H76ZM80 209V208H79ZM136 209H137V211H136ZM185 209H186V207H185ZM73 210V209H72ZM142 210V211H141ZM152 210V211H153ZM179 211H180V209H178ZM177 209L176 210H174L173 212H170V214H168L169 216H167V214H162L161 215V212L159 213L158 212V214H156L157 213V211H154V214H156V218H155V220H156V222L158 223H156L155 222V224H156V228L158 229V230H160V229H162L163 227H161L160 229H159V227H157V225H162V224H164L162 221H161V219H163V221L166 219V218H164V217H167V218H169V219H173V220H175V214H177L179 211H178ZM80 212H79V214H81V212H82V214H83V210L81 211V210H79ZM128 211H131L130 212V215H129V212ZM176 211V212H175ZM194 211H196V209L194 210ZM76 212V211H75ZM146 212V211H145ZM77 213V212H76ZM140 213V214H139ZM142 213V214H141ZM174 214V215H172V214ZM196 213V212H195ZM139 214V215H138ZM151 213H149L148 215H150ZM84 215H86V214H84ZM84 215H82L81 217L84 219ZM158 215H160L161 217H159ZM164 215H166V216H164ZM190 215L192 216L193 215V212H191L190 213ZM194 215H196V214H194ZM164 216V217H163ZM170 216H171V218H170ZM130 217V218H131ZM151 217H155V216H151ZM151 217H148V216H146V218H143V220H144V222H146V223H144V224H147V222H149L148 220L151 218ZM173 217V218H172ZM194 217H196V216H194ZM147 218H149V219H147ZM159 218V219H158ZM77 220L79 219V221H80V219L81 218H76ZM123 218H119V219H115V220H113V221H115V222H117V221H119V222H117V223H115V222H113V221H111V220H109V221H107V222H110V223H107L105 226H103V227H101L102 229H104V231L105 232H103L102 230L100 231V229H99V231H100V236L99 237H101V235H103V234H101V232L102 233H106L109 237V242L107 241V239L106 238H104V235H103V238L104 239H102V237H101V240H105L106 239V242L107 243H113L115 240H117V238H118V243L115 241L114 242V244L115 243H117L116 244V246L118 245V244H120V245H118L117 247V249H119V246L120 247H123L124 246V248H120V250L121 249H128V248H130L131 246H132V244L134 243L133 241H135L136 239H138L139 237L141 238V236H138V238L136 237L137 235H136V233H134V236L135 237H133L132 235V233H133V230H131L130 228H131V223L129 224L127 221H125V220H122ZM145 219H147V221L145 220ZM151 219H154V218H151ZM150 219V220H151ZM76 220V222H78L76 225H78L80 222L79 221H77ZM141 221H139V223L141 224H143V220L142 219H140ZM158 220H160L161 222L159 223L158 222ZM172 220V221H173ZM75 221V220H74ZM81 221H82V219H81ZM178 221V220H177ZM176 221V224H173V223H170V224H173V225H177L174 229L175 230H173V228L171 229L172 230V232H171V230L169 231V234H168V232L167 233H165V230L163 231L164 233H165V235H164V233H162L161 231H160V233L159 232H156V235L152 232L151 233V228H150V226H149V224H150V222H152V221H150L149 222V224H147L148 225V227H147V225L146 226H144V224H143V227H142V229H144V227H147L148 228V230H150L149 231V233H151V235L150 234H148L147 235V233H148V231H147V229L145 230V231H147V233H146V235H144L143 236V238H141V239H144V240H142V241H146V244H144L143 245V248H142V245H137V246H139V247H136L137 249H138V251H140V250H142V251H140V256L142 255V258L141 259H150V260H153L154 258H156V259H158L159 261H161L163 258H165V257H167V255L168 254H170L169 252H171V250H173V248L175 247L176 248V246H177V244L179 243V242H182V241H184L185 240V238L186 239H188L187 238V236H188V234H187V232H185V229H184V225H185V223L183 222V224H182V222H181V224H179L178 225V223L179 222H177ZM93 222H95V220L93 221ZM97 222H98V220H97ZM97 222H95V223H97ZM122 222V223H121ZM154 222V221H153ZM112 223H113V225H112ZM121 223V224H120ZM124 223V224H123ZM115 224V225H114ZM127 224H129V225H127ZM151 224H153V223H151ZM95 225V230H97L98 231V228H100V226H102L101 224H99L100 226L98 227V223L97 224H94ZM112 225V226H111ZM120 225V226H119ZM124 225H126L125 227H123L122 228V226H124ZM154 225V224H153ZM140 226V225H139ZM142 226V225H141ZM98 227V228H97ZM120 227L121 228V232H120V229H118V228ZM174 227V226H173ZM252 227H255V225L254 226H252ZM113 228V229H112ZM114 228H115V230H114ZM124 228H126V229H124ZM139 228H141V227H139ZM141 229V230H142ZM164 229V228H163ZM162 229V230H163ZM253 229H256V228H252V230ZM111 230H113V231H115V233H117L118 231H119V233H122L123 231V238H120V237H122V235L120 234V236L118 237V235L117 236H114L115 235V233L114 232H112ZM128 230V231H127ZM241 230V229H240ZM107 231V232H106ZM178 231V232H177ZM235 231V230H234ZM111 232V233H110ZM130 232V233H129ZM132 232V233H131ZM183 232V233H182ZM235 232H238V233H236V234H238V235H240V233H239V231L238 230H236ZM241 232V231H240ZM109 233V234H108ZM114 235H113V234ZM125 233H127L126 235H127V237L129 238V240L128 241H126L125 242V238H126V235H125ZM157 233H159V234H157ZM162 233V234H161ZM110 234H112L114 237H112V235L110 236ZM129 234H131L130 236H129ZM162 236H161V235ZM170 234H172V235H170ZM174 234V235H173ZM176 234H177V236H176ZM183 234H185L184 236H183ZM125 235V236H124ZM166 235H168V236H166ZM147 237V239L146 238H144V237ZM148 236H154L155 238H152V237H148ZM161 236V237H160ZM166 236V237H165ZM181 236H183V237H185V238H182L181 239ZM98 237V238H99ZM132 237V238H131ZM160 239H159V238ZM162 237H164V238H162ZM176 237H179L178 238V240L179 241H177V239H175ZM111 238L114 240V241H112L111 240ZM136 238V239H135ZM162 238V239H161ZM167 240H166V239ZM173 238V239H172ZM122 239V240H121ZM125 239V240H124ZM148 239H150V240H148ZM169 239V240H168ZM172 239V240H171ZM184 239V240H183ZM190 239V238H189ZM188 239V240H189ZM99 240V239H98ZM124 240V241H123ZM133 240V241H132ZM182 240V241H181ZM187 240V241H188ZM137 241V240H136ZM171 241L172 242H174V241H176V244H175V242L173 243V247L171 246L172 244H171ZM238 241H239V239H238ZM237 241V243H239ZM125 242V243H124ZM130 242H133V243H130ZM151 244H150V243ZM184 242H186V241H184ZM89 243V242H88ZM128 244V247H127V244ZM192 243V242H191ZM240 243H242V242H240ZM90 244V243H89ZM123 244V245H122ZM138 244V243H137ZM151 245V249H150V245ZM171 244V245H170ZM181 244V243H180ZM183 244H185V243H182L181 245H183ZM187 244V243H186ZM185 244V246H188V249H190L191 248V251L195 254L196 252L199 254V255H201V253L202 252H200V249L199 248H197V249H199L198 251H197V249H196V251L194 252V250H195V248H196V246L193 244L192 246H190V244L188 245H186ZM169 245H170V247H169ZM126 246V247H125ZM130 246V247H129ZM134 246V245H133ZM135 246H136V243H135ZM144 246H146V247H144ZM166 246H167V248H166ZM190 246V247H189ZM193 246H194V250H192L193 249ZM149 249H148V248ZM139 248H141L140 250H139ZM172 248V249H171ZM174 248V249H175ZM223 248V247H222ZM171 249V250H170ZM116 250V249H115ZM119 250V251H120ZM143 250L144 251H146L145 253H143ZM148 251V252H147ZM166 251V252H165ZM168 251V252H167ZM118 252V251H117ZM188 252H189V250H188ZM142 253V254H141ZM152 253V254H154L153 256H152V254L150 255V254ZM232 253V252H231ZM144 254V255H143ZM147 254H149L150 256H148L147 257ZM187 254V251L185 252V255ZM189 254H191V253H188V255ZM198 254H195V255H197L198 256ZM71 255H75L74 253H71L70 255H69V257L71 258ZM144 256H146L145 258H144ZM158 256V257H157ZM68 257V258H69ZM201 257H202V255H201ZM160 258V259H159ZM209 257H207V259H208ZM123 259H125V260H122V261H125L124 263L125 264H140L139 262H141V259H138V260H136V258H123ZM156 259H154L155 261H158V260H156ZM135 260V261H134ZM138 261V262H137ZM224 262V260L223 259H220V260H218V262L216 263V264H222V262ZM130 262V263H129ZM137 262V263H136ZM210 262H208V264H209ZM211 264V263H210Z\"/></svg>","mask_w":264,"mask_h":264}]
</instances>
